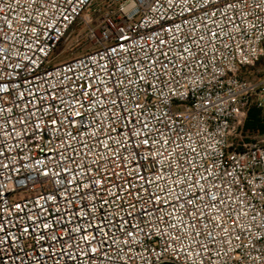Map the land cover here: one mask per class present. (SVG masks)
<instances>
[{
	"label": "built area",
	"instance_id": "2783aa9c",
	"mask_svg": "<svg viewBox=\"0 0 264 264\" xmlns=\"http://www.w3.org/2000/svg\"><path fill=\"white\" fill-rule=\"evenodd\" d=\"M252 106L264 0H0V264H264Z\"/></svg>",
	"mask_w": 264,
	"mask_h": 264
},
{
	"label": "rangeland",
	"instance_id": "374dc122",
	"mask_svg": "<svg viewBox=\"0 0 264 264\" xmlns=\"http://www.w3.org/2000/svg\"><path fill=\"white\" fill-rule=\"evenodd\" d=\"M85 39L86 30L82 24L71 29L63 42L58 46L55 52V59L53 64L62 63L72 59L73 57L80 56L90 47V44L88 42H85ZM244 125L245 122L243 123L242 127ZM242 127L237 130L238 134ZM236 138L237 137H233L232 141H234Z\"/></svg>",
	"mask_w": 264,
	"mask_h": 264
},
{
	"label": "trees",
	"instance_id": "16d2710c",
	"mask_svg": "<svg viewBox=\"0 0 264 264\" xmlns=\"http://www.w3.org/2000/svg\"><path fill=\"white\" fill-rule=\"evenodd\" d=\"M258 78L260 73L255 74ZM252 78V76H250ZM264 136V109L252 106L246 117L245 125L240 130L237 138L234 140V144L239 149H243V146L251 141H254L257 137Z\"/></svg>",
	"mask_w": 264,
	"mask_h": 264
},
{
	"label": "snow or ice",
	"instance_id": "6c2138e0",
	"mask_svg": "<svg viewBox=\"0 0 264 264\" xmlns=\"http://www.w3.org/2000/svg\"><path fill=\"white\" fill-rule=\"evenodd\" d=\"M189 203H192V201H188Z\"/></svg>",
	"mask_w": 264,
	"mask_h": 264
}]
</instances>
